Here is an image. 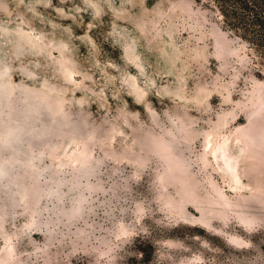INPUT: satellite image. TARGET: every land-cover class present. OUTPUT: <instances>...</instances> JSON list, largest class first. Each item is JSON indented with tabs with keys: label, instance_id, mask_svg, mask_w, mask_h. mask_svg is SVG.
<instances>
[{
	"label": "rangeland",
	"instance_id": "374dc122",
	"mask_svg": "<svg viewBox=\"0 0 264 264\" xmlns=\"http://www.w3.org/2000/svg\"><path fill=\"white\" fill-rule=\"evenodd\" d=\"M206 2L0 0V264H264V66Z\"/></svg>",
	"mask_w": 264,
	"mask_h": 264
},
{
	"label": "trees",
	"instance_id": "16d2710c",
	"mask_svg": "<svg viewBox=\"0 0 264 264\" xmlns=\"http://www.w3.org/2000/svg\"><path fill=\"white\" fill-rule=\"evenodd\" d=\"M205 1L208 7H212L219 13L229 32L254 49L264 66V0Z\"/></svg>",
	"mask_w": 264,
	"mask_h": 264
}]
</instances>
